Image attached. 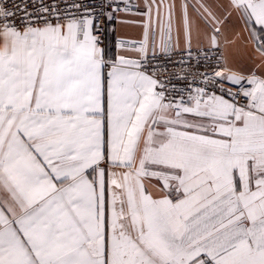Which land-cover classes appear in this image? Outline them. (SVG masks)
I'll return each instance as SVG.
<instances>
[{
  "label": "snow or ice",
  "instance_id": "6c2138e0",
  "mask_svg": "<svg viewBox=\"0 0 264 264\" xmlns=\"http://www.w3.org/2000/svg\"><path fill=\"white\" fill-rule=\"evenodd\" d=\"M192 13L259 64L169 89ZM0 264H264V0H0Z\"/></svg>",
  "mask_w": 264,
  "mask_h": 264
},
{
  "label": "crops",
  "instance_id": "0c3cea01",
  "mask_svg": "<svg viewBox=\"0 0 264 264\" xmlns=\"http://www.w3.org/2000/svg\"><path fill=\"white\" fill-rule=\"evenodd\" d=\"M142 0H137V3H141ZM195 3V0H192ZM211 2V0H210ZM214 2H220V0H214ZM191 11V10H190ZM193 16V28L191 35V47L212 46L208 40V31L202 23H199V27L196 24L195 13ZM138 17L134 13L124 14L121 13L118 19L114 23L108 24L109 29L114 31H108L107 34V53L111 57L117 55H125L128 57H135V53L132 51H122L117 47L118 40H127L129 42L139 43L142 39V28L132 21L137 20ZM119 20L126 21L125 23L118 22ZM239 33V35H237ZM167 37H165L166 39ZM156 42L159 43L160 36H156ZM172 43L176 49H187L188 44L183 34L177 37L175 26L172 32ZM218 46L222 47L224 51L225 67L233 68L242 72H248L259 64L258 53L253 51L254 45L247 41V33H245L242 27L236 22L233 17L231 20L222 26L221 34L218 37Z\"/></svg>",
  "mask_w": 264,
  "mask_h": 264
},
{
  "label": "built area",
  "instance_id": "2783aa9c",
  "mask_svg": "<svg viewBox=\"0 0 264 264\" xmlns=\"http://www.w3.org/2000/svg\"><path fill=\"white\" fill-rule=\"evenodd\" d=\"M95 2V0H93ZM138 4L137 0H125V3ZM121 14V13H120ZM119 14V15H120ZM118 19V18H117ZM112 21L111 23L116 22ZM109 25H107L108 28ZM107 34L105 33L104 46L107 49ZM171 60L161 59L156 64V76L169 89L175 85L177 88L184 87V81L179 77L188 75L189 79L203 72H211L213 69L225 67L224 51L222 47L202 46L191 47L190 55L187 49H176Z\"/></svg>",
  "mask_w": 264,
  "mask_h": 264
}]
</instances>
